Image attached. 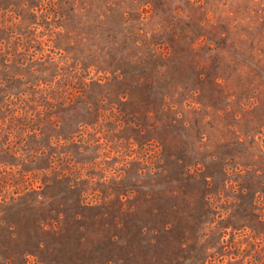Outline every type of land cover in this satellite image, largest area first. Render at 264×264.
<instances>
[{
  "label": "rangeland",
  "instance_id": "1",
  "mask_svg": "<svg viewBox=\"0 0 264 264\" xmlns=\"http://www.w3.org/2000/svg\"><path fill=\"white\" fill-rule=\"evenodd\" d=\"M0 264H264V0H0Z\"/></svg>",
  "mask_w": 264,
  "mask_h": 264
}]
</instances>
